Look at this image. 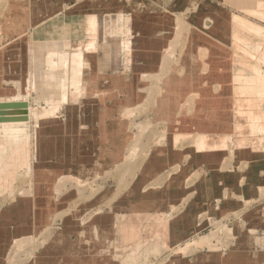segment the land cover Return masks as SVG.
I'll list each match as a JSON object with an SVG mask.
<instances>
[{
	"label": "rangeland",
	"instance_id": "1",
	"mask_svg": "<svg viewBox=\"0 0 264 264\" xmlns=\"http://www.w3.org/2000/svg\"><path fill=\"white\" fill-rule=\"evenodd\" d=\"M233 14L264 26V0H0L1 86L14 94L2 93L43 113L52 94L59 106L30 126L35 138L27 127L15 138L0 131V264H264V130L240 135L247 120L222 93L242 68L223 52L239 51L225 43L236 27L253 44L242 60L256 67L247 108L264 117L254 49L264 33ZM100 16H110L101 41ZM123 40L106 66L125 65L100 73L107 45ZM70 49L85 59L71 104L59 88ZM47 50L57 53L50 70ZM209 122L232 138L219 153L198 145Z\"/></svg>",
	"mask_w": 264,
	"mask_h": 264
},
{
	"label": "bare ground",
	"instance_id": "2",
	"mask_svg": "<svg viewBox=\"0 0 264 264\" xmlns=\"http://www.w3.org/2000/svg\"><path fill=\"white\" fill-rule=\"evenodd\" d=\"M231 18H233L234 23L236 25L238 24L237 26H239V24L241 23V25L244 27L245 30L248 31V33H250V32L252 33L253 31H256L258 33H264L263 32L264 26H259L258 24L256 25V23L251 22L247 19H242V17L239 18V16H236L234 14H233V16H231ZM262 18H264V16H262ZM90 28L92 30H94L93 26L92 27L90 26ZM125 31L128 32V30L126 28H125ZM130 35H129V37H127V35H125V36L127 38H132V37H130ZM28 38H30V37H28ZM225 41H226L225 42L226 44H231L234 46V48L236 46L239 49V51H238L235 48L237 52L232 53L231 51L228 52L224 47L225 51H223V52H225L226 57L228 58V60L227 59L226 60L227 61H231V60L233 61L234 60V61H236V62H234L236 66L241 65V67H242V68H235V70L237 71V74H232L230 79L227 80L226 84L224 85V89L222 91L223 95L226 96L227 104H228V100H227L228 95H231V97H229V99L231 98L230 105L235 110V114L237 112L238 115H240L241 117L242 116L245 117V119L247 120L246 123H248V124L246 126H244L245 128L243 129L245 131L240 130L242 128L238 129V130H240L239 132H241L240 135L245 136V135H247L246 133L249 131V128L251 130V129H253V127H258L255 124H257V125L259 124V127H260L259 129L264 130V117L262 115L258 116V112H256V113L251 112V109H248V108H250L248 106V104L250 105V101H248L249 98L246 97V95L248 94L247 92L255 91V88H256V83H255V81H256V79H255L256 67H255V65L252 64L253 67H249L246 63H244L242 61L243 59L244 60H246V59L252 60L251 58H249L247 56L248 51L249 52L251 51L250 46L253 45L252 40L250 37H248L247 34L245 35V33L237 32L236 27H232V30H229L227 32ZM125 42L126 41L123 40V42H114L110 45H107V47H109V48L104 50V53H103L104 55H103V58L101 59V63H102L103 67H105V68L107 67L106 62H108L109 57L114 55L115 52L117 51V49L114 51L113 45L114 44L120 45L121 43H125ZM127 45H129V42L127 43ZM262 45H263L262 43H258V41L254 40V46H255L254 49L260 50L259 54H261L262 62L264 63V50H262L263 49ZM28 46H29V49L27 48L28 49V54H27L28 55V68H27L28 70L26 71L27 78L25 80L24 85L30 87L31 91L28 93V96L30 98H33L32 92H33V90H37V84L35 83V79H36L35 71H34V66L32 64V61L34 60V57H33L34 49L30 44ZM72 48L73 47H71V49ZM132 48H133V45L130 49L127 46H125V50H124L126 58L128 60H130L128 58L131 56L130 54L133 53V56H131V59H132L131 61L134 60V49H132ZM65 49H66V47H65ZM71 49L69 50V52L66 53V56H64L65 58L63 61V69L67 68V71L65 72V74H67V75L64 78V80L60 79L62 84H59L60 98L62 100V103H69V104L79 102L78 100L81 96L80 93L83 90L81 87V84L83 81L82 77L84 74L83 70L85 67V59H84L83 51L80 49H74L73 51H71ZM45 52L46 53H45V60L44 61L46 62L47 65H49L48 68L50 70V68H53L54 66H57V64H58L57 60H56L57 53L55 54V53H52L48 50ZM61 54H63V53L61 52ZM30 57L33 58L32 61H31ZM120 57H122V56L120 55ZM58 59H59V57H58ZM99 66H100V61H99ZM245 70L249 71V72L252 71V75H253L252 77L254 79L246 78V76H248V75H246V73H244ZM249 72H247V73H249ZM104 73H106V72H104ZM259 79H260L259 82L261 81L260 83L263 86L262 89L264 90V78L261 77ZM239 81H241V82H239ZM2 94L3 93L0 90V104L20 103V102H18V99H20V97L19 98H12L11 96L4 95V94L2 95ZM54 98H55V95L52 94V96H50L49 99H46L47 107L44 108V113L41 111H37L36 108H35V110H33V109H31L32 107L29 106L26 109L27 110V116H26L27 120H25L28 122V124L24 125L23 123L25 121H15V122H6V123L0 122V131H5L6 134L11 135L13 138H15L20 132L19 129L27 127L28 128V131H27L28 134H32V138H35V133H33V132L30 133V131H29L31 128L30 126H33L34 124H35V126H37V124H39L40 120H42L44 118H51L49 115L52 114L51 116H53L56 114L55 112L58 111L59 106L55 103ZM213 102H214V104L211 102L212 109H213L211 111V114L218 116L216 114L217 111L215 108V107H217L216 106L217 104H215V100ZM15 112L19 113L20 110H15ZM235 117H237V115L232 117L233 122H234ZM30 120H31V122L29 123ZM222 121L224 123L223 124L224 127H227L228 124H229V126L231 125L229 123V119H222ZM209 123L210 124L206 127L207 132L201 134V136H198V141L201 140V143H198V145L201 144L203 146H207L210 148V152L219 153L221 151V149L226 148V142H228V140H231L232 138L226 136V134H228V133H226L227 131L222 133L219 130V126H218L219 122H217V123L209 122ZM211 131H213V132H211ZM236 133H238V132L236 131ZM228 135H230V134H228ZM239 137H237V138H239ZM244 139H246V138H244ZM251 139L253 140L252 148L254 151H257L259 142H258V144H256V140L254 141L253 137ZM240 142H241V145H243V147H248L245 143V140H240Z\"/></svg>",
	"mask_w": 264,
	"mask_h": 264
},
{
	"label": "water",
	"instance_id": "3",
	"mask_svg": "<svg viewBox=\"0 0 264 264\" xmlns=\"http://www.w3.org/2000/svg\"><path fill=\"white\" fill-rule=\"evenodd\" d=\"M110 18V16H100L99 17V39L101 41L102 38V32H103V21L104 20H108ZM120 19V23H123V16L120 15L118 16H111V19L114 20L115 19ZM121 40L123 39V37H120ZM119 38V39H120ZM113 40H116L115 36L113 37ZM115 57V54H114ZM116 71V67L113 61V65L112 67H103L102 63H101V56H100V66H99V72L100 73H104L106 72L107 74L114 73ZM26 104H22V103H10V104H0V122L1 123H6V122H15V121H25L27 120V113H26ZM15 110H20L19 113L15 112ZM9 111V112H8ZM14 111V112H13Z\"/></svg>",
	"mask_w": 264,
	"mask_h": 264
},
{
	"label": "crops",
	"instance_id": "4",
	"mask_svg": "<svg viewBox=\"0 0 264 264\" xmlns=\"http://www.w3.org/2000/svg\"><path fill=\"white\" fill-rule=\"evenodd\" d=\"M101 13H103V12H101ZM101 13H96V14L98 15V14H101ZM104 13H105V12H104ZM107 13H109V12H107ZM96 14H94V17H93L94 19H95V18L98 19V16H95ZM91 16H92V15H91ZM91 16L88 17V20H89V18H90ZM93 18H92V19H93ZM88 20H87V21H88ZM90 20H91V19H90ZM100 52H101V51H100ZM102 55H103V54H101V56H102ZM133 61H134V60H133ZM3 65H4V64H3ZM3 65L0 64V68H2ZM123 65H125V64H120V65H118V66H123ZM118 66H117V67H118ZM117 67H116V68H117ZM0 73H1V70H0ZM116 73H117V72H116ZM116 73H114V74H116ZM64 76H65V75H64ZM115 77L117 78L118 76H115ZM5 81H6L5 78L2 79V74H1V75H0V87H2V92L10 93V94H14L13 92H6V91L9 89V87H7V86H4V87L1 86L2 82L4 83ZM3 85H4V84H3ZM4 89H5V90H4ZM2 95H3V94H2ZM50 96H51V95H50ZM101 163H102V162H101ZM94 167H95V166H94ZM88 171H89V170H88ZM91 171H92V170H91ZM231 258H234V256L232 255ZM239 258H242V257H239Z\"/></svg>",
	"mask_w": 264,
	"mask_h": 264
}]
</instances>
